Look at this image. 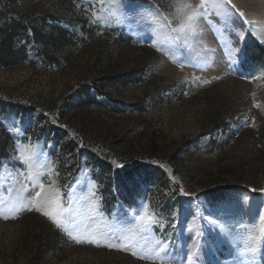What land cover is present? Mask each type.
I'll return each mask as SVG.
<instances>
[{
  "label": "rangeland",
  "instance_id": "1",
  "mask_svg": "<svg viewBox=\"0 0 264 264\" xmlns=\"http://www.w3.org/2000/svg\"><path fill=\"white\" fill-rule=\"evenodd\" d=\"M173 3L104 0L93 8L90 0H0V26L18 17L39 25L46 17L44 34L57 27L71 40L68 56L57 51L59 61L49 63L29 34L20 43L27 58L0 65L6 95L0 94L6 106L0 162L7 163L0 181L14 189L2 195L6 206L25 195L15 191V169L22 166L12 156L17 142L36 146L54 165L51 176L41 178L46 186L54 180L62 195L75 187L79 196L75 181L95 184L99 212H89L85 201L75 204L78 214L66 225L74 235L108 231L117 216L143 202L163 225H153L154 236L167 239L177 255L207 241L211 251L196 249L204 264H231V245L224 240L216 249L217 234L205 217L250 225L264 206V69L246 63L244 50L249 38L264 45V0H232L250 22H232L241 36L213 13L218 31L201 19L197 35L164 55L134 21L150 12L173 20ZM181 61H187L183 67ZM128 177L138 178L139 187ZM22 182L32 188L27 195L38 190ZM232 185L247 189L222 188ZM14 215L0 218V264H154L131 251L77 244L34 210ZM257 264L264 259L258 256Z\"/></svg>",
  "mask_w": 264,
  "mask_h": 264
},
{
  "label": "snow or ice",
  "instance_id": "2",
  "mask_svg": "<svg viewBox=\"0 0 264 264\" xmlns=\"http://www.w3.org/2000/svg\"><path fill=\"white\" fill-rule=\"evenodd\" d=\"M90 3L95 8L97 3L104 4V0H90ZM213 13L224 22L225 28L231 29L237 36H241L242 33L235 32V29L232 28V22L238 20L242 26L250 23L245 19L244 12L237 9L232 0H199V3L195 5L188 2V0H174L172 5L173 20H169L163 14L150 12L141 17L140 20H135L134 23L139 27L146 28L151 34L152 46L156 47L157 51L162 52L164 55H170L177 42L197 35V28L201 19H204L214 30L218 31L215 24L209 19ZM92 15L93 19L90 23L95 24L97 19L95 11ZM109 16L116 23H121V18L115 12L110 11ZM101 23L103 24L104 21H101ZM129 27H131V23ZM29 34H31V30H29ZM186 62L181 61V66L183 67ZM197 66L203 67L202 65ZM242 78L256 79L258 77ZM207 82L205 81V83ZM256 107H259V105L257 104ZM9 130L11 132L19 131L16 128ZM12 162L22 166L15 169V179L18 185L15 191L17 193L22 192L25 195L20 198L18 203H8L6 206L2 194L10 195L14 189L10 182L0 181V218H16L15 213L34 210L42 213L77 244L88 243L97 247L104 246L109 249L131 251L133 256L153 261L154 264L156 262L158 264H197V261L204 264L196 249L198 248L200 253L203 254L204 248L207 246L211 251L212 246L207 241L204 244L196 242L192 249L186 248L177 255L175 248L170 246L167 239L154 236L153 225H160L161 230L163 225L160 224L154 214L149 213L147 204L143 202L138 209L130 210L128 215L117 216L116 226L108 231H102L98 234L88 231L85 235H74L66 225L74 215L78 214L79 209L74 207L75 204L85 201L89 205V212H99L96 192L93 191L95 188L94 182L85 181L81 183L77 180L75 184L79 185L80 195H77L75 187L70 189L67 195H62L54 180L47 186L41 181L42 177L51 176L54 168L52 161L47 158V154L37 150L36 146L29 148L27 144L20 142L15 145ZM6 167V162H0V169ZM24 170L28 172L27 177L24 175ZM25 179L31 181L33 188H38L34 195H27L32 191V188L22 182ZM127 179L131 180L132 185L139 187L138 178L128 177ZM181 192H183V189H181ZM184 195H188V193L185 192ZM220 211L223 212L224 210L221 209ZM114 215L117 214L114 213ZM224 215H227V213L225 212ZM173 217L175 219V214H173ZM257 217L258 219L250 225L243 222L229 224L226 219L219 215L213 217L209 214L208 217H205L210 226V231L217 234L219 243H217L216 249L219 250V244L223 243L224 240H227L231 245L229 252L232 257L231 264H257L258 256L264 259V206L257 210ZM171 226L175 227V224L173 223ZM196 236L202 237L203 233H196Z\"/></svg>",
  "mask_w": 264,
  "mask_h": 264
},
{
  "label": "trees",
  "instance_id": "3",
  "mask_svg": "<svg viewBox=\"0 0 264 264\" xmlns=\"http://www.w3.org/2000/svg\"><path fill=\"white\" fill-rule=\"evenodd\" d=\"M46 22V17L40 19L39 25L23 17H18L10 19L0 26V65L5 67L15 66L21 64L27 58L26 46H22L20 43L21 40L25 38L30 40L29 37L31 36H29V30H31V38L41 45L39 50L41 57L46 58L49 63H56L59 61L56 58L57 51L63 54V58L68 56V54H66L68 50L66 49L71 45L68 33L64 29L53 27L47 34H44L43 26ZM244 50L246 63H251L253 67L264 69V45L249 38L244 46ZM48 61L46 62L48 63ZM2 93L0 92V94ZM2 95L6 96L5 94ZM12 99L16 100L15 98ZM31 107L38 108V106L34 105ZM5 108L6 106L0 101V112H3ZM81 154L82 153H80L79 156H81ZM175 187L176 190H179L177 185ZM222 188L247 189L239 185L222 186ZM203 193H206V191Z\"/></svg>",
  "mask_w": 264,
  "mask_h": 264
}]
</instances>
